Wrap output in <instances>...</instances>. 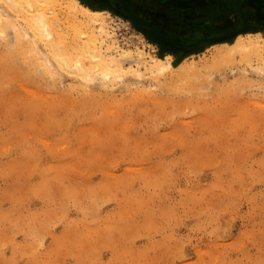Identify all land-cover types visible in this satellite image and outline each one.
<instances>
[{
  "label": "rangeland",
  "instance_id": "374dc122",
  "mask_svg": "<svg viewBox=\"0 0 264 264\" xmlns=\"http://www.w3.org/2000/svg\"><path fill=\"white\" fill-rule=\"evenodd\" d=\"M78 1L127 73L53 71L13 14L36 41L0 34V264H264V59L214 51L264 33V0ZM59 2L72 43L84 19Z\"/></svg>",
  "mask_w": 264,
  "mask_h": 264
},
{
  "label": "bare ground",
  "instance_id": "6f19581e",
  "mask_svg": "<svg viewBox=\"0 0 264 264\" xmlns=\"http://www.w3.org/2000/svg\"><path fill=\"white\" fill-rule=\"evenodd\" d=\"M48 1H51V0H0V34L6 36L7 31L9 30L10 32L11 30V32L16 33L15 35H17L19 39H20V36L23 35V37L26 36L28 40L32 38L36 41V39L33 36L31 37L30 35H28V32H25L26 29H24L25 31L23 30L25 26L22 27L21 25H19L20 21L18 19L13 18L14 16L13 14L16 13L17 18L21 17L22 21H24V19L22 18V16H24L25 21L27 20V22H29V26L30 25L32 26V28H29L30 30L32 29L31 33L33 32L34 34H37L38 32L40 33L44 31V35L42 33L43 37L45 36L44 38L46 40V43H44L45 44L44 47H46V51L48 53V55H46V57L44 58H46V61L47 60L49 61L48 58L50 56L54 59L57 65V68L52 69L53 71H55L56 69L63 70V71L67 70V72L72 71V72H75L82 79L85 78L86 81L88 80L92 81L91 77H93V75H95L93 73H96V72L100 73V76L102 79L109 78V80L111 78L116 79L118 77L119 78L123 77L127 73L126 66L123 64L125 60H123L122 57L117 58L116 56H114V54H112V52L109 53L111 50L105 51L102 48V44H103L102 37H104V35L105 36L109 35V31L106 28V24H105L106 17L105 15L102 14L103 12H106V11L104 10L94 11L88 7L78 4L79 2L78 0H72L73 1L72 4L70 5L68 4V7L65 6L66 7L65 12H67L68 14L80 13L79 15H81L84 19V20L82 19L83 21H81V23H79L78 21L79 24L76 26V29H75L76 32L74 31L75 37L72 36L74 40L72 43H70L69 41L68 42L65 41V39H58L59 38L58 36L62 35V34L59 35V33L61 32H58V33L56 32L57 34L52 33V31L55 28L56 29L61 28L60 25H63L61 24V20H60V14H61L60 11H61L62 5L60 4L59 1L61 0H52L54 1L55 6H53V8L50 9V11H48V9H46V6H44V4L47 3ZM24 2H26L25 5L27 6H24ZM30 11L34 13L33 14L30 13ZM47 11L50 13L48 14L50 16H47ZM128 12H129V15L132 18H134L138 23H143L146 27L150 28L151 30L153 31L155 30L154 32L157 33L158 35H162L160 32H156L157 28L153 24H151L148 21L142 20L138 16V14L136 15V12L134 13V11H131V9H129ZM26 13L28 14L30 13V15L32 14V16L27 17L29 15L26 16ZM64 26L66 25H63V27ZM53 32H55V30ZM23 33H25V35ZM33 33L32 35H34ZM39 33L37 35L40 36L41 33L40 34ZM61 38H64V37L61 36ZM39 39H41L42 41V38H39ZM33 45L36 47V50H35V52L37 53L36 55H38V53L39 54L41 53L43 55V51L38 49L39 48L37 47L38 45L37 46L36 44H33ZM214 51L217 52V55H221L222 58H230L232 55L238 52H241L244 54L246 61L249 59H252L251 55H256L258 59H262V58L264 59V55H263L264 54V33L239 35L237 39L235 40V42L231 44H228V43L224 44L223 50H220L219 47L216 46L214 48ZM134 53L135 54L133 53L131 54V52H128V53L126 52V56L130 57L132 61L137 62V64L139 65L144 63V61H146L145 60L146 57L147 58L151 57L152 63L150 62L151 64L150 66H148L150 71H154V72L156 71L157 73H159L163 71L164 69H167L168 71L172 73V75H175L177 78L179 76H182L180 74L179 68H177L178 66H174L175 64H173L172 58L162 59L156 56V54L155 55L153 54L152 56L149 55L148 57L147 54L141 51H137ZM47 56L49 57L47 58ZM230 59H228V61ZM183 68L186 69V71L189 69L192 73L195 71L194 70L195 68L190 67L189 65H186ZM188 74H191V73L188 71ZM188 74L186 75L188 76ZM180 78L182 77H179V80Z\"/></svg>",
  "mask_w": 264,
  "mask_h": 264
},
{
  "label": "water",
  "instance_id": "95a60500",
  "mask_svg": "<svg viewBox=\"0 0 264 264\" xmlns=\"http://www.w3.org/2000/svg\"><path fill=\"white\" fill-rule=\"evenodd\" d=\"M127 9L129 11V7L127 6ZM129 13V12H128ZM131 13V12H130ZM129 18L131 21H133L134 23H138L134 18H132L130 15H129ZM153 31V30H152ZM155 31V30H154ZM156 32H160L158 29H156ZM157 34V33H156ZM158 35V34H157ZM160 37L164 38V39H167L166 37H164L163 35H159Z\"/></svg>",
  "mask_w": 264,
  "mask_h": 264
}]
</instances>
